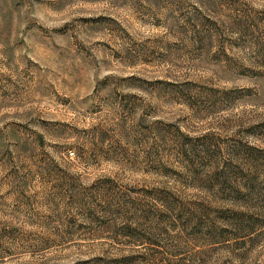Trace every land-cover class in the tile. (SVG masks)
I'll return each mask as SVG.
<instances>
[{"label":"rangeland","instance_id":"1","mask_svg":"<svg viewBox=\"0 0 264 264\" xmlns=\"http://www.w3.org/2000/svg\"><path fill=\"white\" fill-rule=\"evenodd\" d=\"M0 264H264V0H0Z\"/></svg>","mask_w":264,"mask_h":264}]
</instances>
